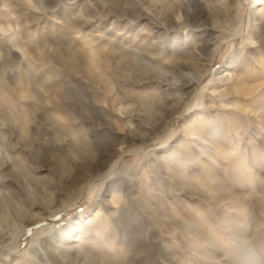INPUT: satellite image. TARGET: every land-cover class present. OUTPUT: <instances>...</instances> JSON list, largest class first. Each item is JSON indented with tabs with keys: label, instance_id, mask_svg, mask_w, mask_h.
Returning <instances> with one entry per match:
<instances>
[{
	"label": "rangeland",
	"instance_id": "374dc122",
	"mask_svg": "<svg viewBox=\"0 0 264 264\" xmlns=\"http://www.w3.org/2000/svg\"><path fill=\"white\" fill-rule=\"evenodd\" d=\"M254 1L0 0V264H264Z\"/></svg>",
	"mask_w": 264,
	"mask_h": 264
},
{
	"label": "bare ground",
	"instance_id": "6f19581e",
	"mask_svg": "<svg viewBox=\"0 0 264 264\" xmlns=\"http://www.w3.org/2000/svg\"><path fill=\"white\" fill-rule=\"evenodd\" d=\"M262 3L261 2H259V1H257V0H255L254 1V4L250 7V9H251V15H252V17H255V16H257L258 14H260V12H261V10L259 11L258 10V7H259V5H261ZM256 19V18H255ZM212 29V31H215L216 32V30H215V28H211ZM183 77H184V79H188V81H187V87H188V85L190 84V82L194 79L192 76H191V74H183ZM196 78V77H195ZM186 85H185V87H186Z\"/></svg>",
	"mask_w": 264,
	"mask_h": 264
}]
</instances>
